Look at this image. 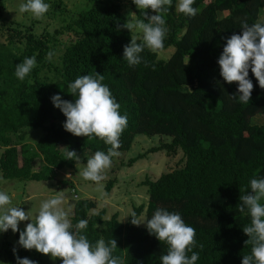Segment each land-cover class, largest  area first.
Masks as SVG:
<instances>
[{"label": "trees", "instance_id": "trees-1", "mask_svg": "<svg viewBox=\"0 0 264 264\" xmlns=\"http://www.w3.org/2000/svg\"><path fill=\"white\" fill-rule=\"evenodd\" d=\"M263 1L195 0L193 7L198 13L193 17L180 13L177 0H172L162 14L168 31L164 48L158 50L167 47L169 56L161 58L145 48L140 54L142 63L129 66L123 51L133 31L117 29L127 21L120 12L122 0H85L84 6L66 12L67 27L74 38L59 55L53 76L41 67L56 41L48 51V39L36 38L38 33L31 25L22 28L15 22L5 27L0 14V175L50 179L55 170L86 163L96 151L107 153L111 145L104 140L67 132L63 127L66 117L51 100L59 94L74 102L67 85L79 76H95L97 72L104 76L103 83L121 105L120 114L128 117L118 151L127 150L136 134H157L167 141L145 153L164 151L169 158L177 151L181 154L175 167L143 181L146 201L132 205L131 213L138 217L143 212L146 221L157 209L179 212L185 223L196 229V264H242L243 255L251 254L252 246L245 245L248 236L242 230L250 225L251 217L247 208L239 211V198L251 191L252 179L264 177V89L249 69L252 99L248 103L233 99L230 94L237 92L238 83L223 80L217 61L226 38L241 34L243 21L249 25L257 22ZM56 7L64 10L61 0L51 3V8ZM144 12L150 16L153 11L135 5L134 18L147 22ZM4 30L9 32L3 37ZM137 39L142 42V36ZM15 40L22 47L15 45ZM32 56L37 66L24 80L18 79L16 65ZM55 74L58 81L53 80ZM255 117L263 122H254ZM33 128H38L39 134L30 146L25 138ZM63 147L75 150L79 161L65 159ZM145 153L128 158L125 165ZM110 186L108 179L106 192ZM96 206V200L88 197L78 198L72 205L71 221L73 225L81 219L88 221L82 234L91 243L115 238L118 248L113 255L122 257L125 264H162L160 257L167 254L168 245L149 234L146 222L135 226L131 213L122 221L117 211L105 216L102 207L94 211ZM14 234L13 243L5 238L0 247L6 264H17L16 255L46 263L47 255L20 247L19 232ZM53 259L55 264H62L60 259Z\"/></svg>", "mask_w": 264, "mask_h": 264}, {"label": "clouds", "instance_id": "clouds-1", "mask_svg": "<svg viewBox=\"0 0 264 264\" xmlns=\"http://www.w3.org/2000/svg\"><path fill=\"white\" fill-rule=\"evenodd\" d=\"M138 9H151L157 13L147 19H127L117 29H127L129 32L142 33V42L138 43L136 35L131 36L129 44L124 45L123 58L129 66L142 63L140 55L145 48L153 52L164 48L167 35L166 21L163 13L168 11L172 0H133ZM195 0H179L177 10L189 16H196L198 9L193 7ZM264 8V6H262ZM50 5L44 0H26L19 5L20 13H31L40 19L48 12ZM262 9V8H261ZM260 13V12H259ZM259 15V14H258ZM258 18V16H257ZM257 21V19H256ZM241 34L233 33L226 38V44L218 58L220 76L232 84L238 83L237 92L230 97L240 102L248 103L252 99L253 83L249 79V69L254 74L261 89H264V22L257 21L251 25L247 21L241 24ZM53 52L47 54L50 60ZM146 63V61H144ZM37 66L36 57H26L15 68V76L24 80ZM104 76L97 73L77 77L67 85L69 94L75 97L74 102L64 100L59 94L51 100L66 117L64 129L75 135L91 138L98 137L111 147L107 153L96 151L87 159L86 166L80 172L85 180L100 183L105 177L104 171L111 167L112 158L120 155V136L128 125L127 114L121 115V105L112 95L109 87L103 83ZM65 149V159L79 161L75 150ZM251 191L240 196L242 204L240 212L247 208L250 213V225L242 230L248 236L245 245H251V254L243 255L242 264H264V177L250 181ZM71 204L58 192L57 195L41 202L37 214L33 217L29 210L25 212L19 206H12L10 196L0 190V232H19L18 245L26 250L37 252L60 259L62 264H125L122 257L114 256L117 240L105 241L103 238L91 243L82 231L88 226V221L81 219L73 225L70 219ZM131 223L139 226L146 222L150 235L168 245L167 254L161 255L162 264H196L199 253L193 251L197 246L196 229L185 223L179 212H169L157 209L154 215L142 221L132 212ZM22 221H30L24 230H20ZM199 247L202 249L203 244ZM17 249L13 248L14 255ZM189 253L191 255L189 256ZM17 264H38L37 261L16 255ZM142 264V262H141Z\"/></svg>", "mask_w": 264, "mask_h": 264}, {"label": "rangeland", "instance_id": "rangeland-1", "mask_svg": "<svg viewBox=\"0 0 264 264\" xmlns=\"http://www.w3.org/2000/svg\"><path fill=\"white\" fill-rule=\"evenodd\" d=\"M54 1L56 0H48V2L44 0L45 3L50 5V8L40 19L35 18L31 13L19 12V5L26 2V0H1L2 7L0 8V14L5 27L14 26L15 22L19 23L22 28L31 25V29L38 33L34 35L36 38L48 39V51L53 48L52 41H56V46L53 50L54 55L50 60L45 55L44 57L47 61L44 60L45 66L41 67V70L50 76H53L54 73L53 66L57 67L59 65V55L63 51V48L74 38L73 31L68 30L67 27L69 19L66 16V12L72 13L75 9L85 5V0H61L63 4L62 8H64L61 11L57 7L51 8V3ZM109 1L111 0H98V3ZM178 2L179 0L176 2V8ZM122 3L124 5L120 12L124 19H133L131 15L135 7L133 0H122ZM261 5H264V1ZM151 15H155V13L150 12ZM257 21L264 22L263 7L258 15ZM10 22L12 23L10 24ZM8 32L4 30L3 37ZM133 35L138 37L142 36V33L134 30ZM1 41H3L2 37H0ZM14 43L22 47L21 42L15 40ZM168 51V48L165 47V50L156 51V54L158 57L165 58ZM53 80L58 81L56 74ZM253 121L262 123L263 119L255 117ZM38 134V128H33L26 134L25 140L29 142L30 146L33 145L35 136ZM166 139L168 138L160 137L157 134L151 136L136 134L128 149L119 151L120 155L112 158L111 167L104 171L103 175L105 178L99 184L91 180H85L80 175L86 163H74L72 168L55 170L52 178L44 180L4 178L0 175V190L5 191L10 196L12 206H19L25 212L30 210L33 217L37 214L42 201L57 195L59 192L71 204L70 219L73 202L78 198L88 197L97 202L94 211L102 207L105 209V216L112 211H117L119 219L125 221L127 215L131 213L132 205L135 206L146 201L145 184L143 181L145 179L153 180L160 173L178 164L179 158L181 157L179 151L171 158L166 156L164 151L145 153L148 148L154 147L160 142L167 141ZM2 148L0 146V152ZM138 153H145V155L136 158L130 165H125L128 158L134 157ZM36 164H39V162H36ZM108 179H111V186L106 192L104 185ZM61 180L63 183L60 184L59 181ZM73 193L76 194L75 197H73ZM137 218L144 221L143 212ZM28 222L30 221L20 222L19 227L25 226ZM5 238L11 243L15 241V234L11 229L7 232H0V247ZM0 264H6L2 256H0ZM43 264H55V261L49 254L47 255L46 263Z\"/></svg>", "mask_w": 264, "mask_h": 264}, {"label": "built area", "instance_id": "built-area-1", "mask_svg": "<svg viewBox=\"0 0 264 264\" xmlns=\"http://www.w3.org/2000/svg\"><path fill=\"white\" fill-rule=\"evenodd\" d=\"M76 196V194L75 193H73V197H75Z\"/></svg>", "mask_w": 264, "mask_h": 264}, {"label": "crops", "instance_id": "crops-1", "mask_svg": "<svg viewBox=\"0 0 264 264\" xmlns=\"http://www.w3.org/2000/svg\"><path fill=\"white\" fill-rule=\"evenodd\" d=\"M27 141V140H26ZM28 142V141H27Z\"/></svg>", "mask_w": 264, "mask_h": 264}]
</instances>
